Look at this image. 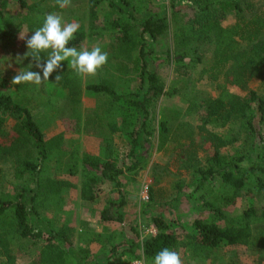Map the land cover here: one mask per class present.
<instances>
[{
  "label": "trees",
  "instance_id": "obj_1",
  "mask_svg": "<svg viewBox=\"0 0 264 264\" xmlns=\"http://www.w3.org/2000/svg\"><path fill=\"white\" fill-rule=\"evenodd\" d=\"M17 2L24 12L12 16L6 12L7 0H0V40H10L22 27L32 34L42 26L46 14L56 11H65L66 19L80 25L68 46L77 48L88 37L109 39L108 62L104 65L107 74L101 81L84 83L66 61L48 80L67 91L65 104L59 105L57 111L60 116L73 120L76 134H101L105 153L104 158L90 154L74 140L73 147H65L63 133L45 139L27 103L0 93V162H10L9 170L17 180L13 190L0 197V264H12L16 251L27 243L37 248L34 264H126L122 254H134L139 247L146 259L153 260L164 248L177 251V233L170 223L155 215L151 221L156 233L145 237L142 244L132 224L134 240L127 244L114 243L107 248L97 237L101 241L99 253L111 252L101 263L88 244L72 240L69 222L43 214L48 203L60 209L61 190L67 186L64 180L49 177L50 165L55 161L54 172L78 176L83 201L96 200L100 184H112L119 198L106 200L100 219L123 222L120 208L127 204L128 192L120 175L143 168L152 149L163 150L170 136L178 141L184 155L181 167L189 171L194 182L192 191L198 194L199 211L207 212L192 221V233L186 241L189 254L206 259L221 245L264 248V134L260 127L264 124V94L259 88L248 89L252 79L264 81V14L255 12L243 17V0H190L187 4L184 0H169L167 15L153 11L152 0H71L65 8H60L56 0ZM104 5L113 11L99 17ZM183 6L193 13L188 22L180 15ZM231 10L235 20L224 23ZM164 32L173 38V55L167 52L164 66L173 62L178 67L186 59L192 65L202 64L198 79L206 76L219 90L217 96L203 91L190 95L186 113L198 115L193 127L171 128L162 119L155 124L156 101L174 95L165 89L161 67H152L154 42ZM242 41L251 45L246 48ZM203 42L213 43L208 59L200 52L199 44ZM42 58H47V53ZM28 59L34 64L31 57ZM57 74L62 77L59 81L55 80ZM219 77H231L234 85L247 89V95L230 92L225 83L218 81ZM84 91L104 100L95 108L83 107L80 96ZM7 119L13 120L10 131L5 130ZM229 123L237 124L238 137L221 136L207 127ZM117 133L129 144V166L114 151ZM203 142L209 143L211 153L199 158ZM227 146L231 151L225 153L222 149ZM29 174L31 185L20 181ZM176 179L183 182V178ZM173 184V189L184 193L179 183ZM166 191L159 182L149 186L148 207L143 211L166 206L171 201ZM242 197L248 198V205L237 212L232 210Z\"/></svg>",
  "mask_w": 264,
  "mask_h": 264
},
{
  "label": "rangeland",
  "instance_id": "obj_2",
  "mask_svg": "<svg viewBox=\"0 0 264 264\" xmlns=\"http://www.w3.org/2000/svg\"><path fill=\"white\" fill-rule=\"evenodd\" d=\"M34 0H26L28 4ZM243 17H249L255 12H261L264 14V0H243ZM76 4V3H75ZM169 0H152L150 7L153 11L162 12L168 14ZM113 11L107 6H103L98 12V16L102 17L106 12ZM184 21L188 22L193 16L191 8L182 7L180 9ZM6 12L12 16L18 12H24L19 8L17 0H7ZM54 14L63 17L65 23L76 22L74 19H66L65 11H56ZM235 20V14L231 10L224 23H232ZM78 23V22H77ZM31 36L28 31L22 27L19 32L15 33L10 40H0V93L10 94L15 100L26 104L31 109L32 115L36 122L42 129L45 139H49L52 136L63 133L65 147H73V141L79 142L81 150H84L90 154L99 155L104 158L105 153V138L101 134L81 133L76 134L74 130V122L68 117H61L57 112L59 105L61 106L67 97V91L62 89L61 86L53 84L49 81H44L40 85L31 83L12 84L13 77L17 72H24L28 70L40 71L37 69L28 57H25V53L28 51L24 39L20 36ZM109 39L106 37H88L79 47L78 50L87 49L92 50L95 46H100L103 51L109 53ZM244 47L248 48L251 43L242 41ZM213 47L212 42H203L199 44L200 52L205 56V59L211 55ZM154 60L152 67L161 69L159 72L165 78L166 91H173L174 95L171 97H161L155 104V124L161 119L167 122V125L173 127H193L197 125L198 115L187 114V105L190 95L194 91H203L207 94L218 95L219 90L216 88V83L210 81L204 76L200 80L198 79L200 74V64H190L186 59L180 63L178 67H174L173 62L166 65V54L170 52L173 55V38L169 32H164L157 37L154 42ZM67 62V61H66ZM69 64V62H67ZM33 65V66H32ZM176 68V70H175ZM107 74L106 68L103 66L98 70L95 76L84 77V83H93L101 81ZM117 83L120 80H116ZM218 81L224 82L228 89L239 96H246L247 89H242L231 82V77L224 79L219 77ZM137 84V83H136ZM262 89L264 94V81L263 79L254 78L248 83V89ZM81 105L83 107L96 106L104 100L103 97L96 96L89 92H84L80 96ZM13 120L7 119L5 124V130L10 131L12 129ZM211 130H219V127L209 125L207 126ZM261 129L264 134V124ZM127 128V125H125ZM221 131V132H220ZM219 132L225 136H237L238 126L237 124H230L229 126L221 129ZM173 136L169 137L163 150L156 151L152 149V154L148 159L147 164L136 170L135 172H125L120 175V180L125 185L126 190L130 193L128 195V203L120 208L124 213L123 222L114 221H101L100 211L106 203V200L113 194L118 195L115 187L112 184H100L98 198L94 201H83L80 199L79 194V178L77 175H69L61 171H53L55 168V161L50 165L51 171L49 177H55L58 180H64L67 184L61 190V196L63 198L60 209L58 205L54 203L50 206L44 207V216L58 217L61 221L69 222L71 225L72 240L76 243L88 244L92 254L97 255V261L104 263L106 257L111 256V252L99 253L101 241H97V237L107 244V248L112 244H127L129 240H134L133 232L130 230V224L135 226V229L139 233L138 243L142 244L145 237L154 235L156 228L151 221L152 216H161L167 224L170 223L171 229H174L179 237V247L176 252L181 257L182 264H264V248L251 249L245 245H221L216 248L212 255L208 258L192 257L188 252L187 240L192 233L191 224L195 217L200 216L198 201V194L193 190L194 182H192L189 171L181 167V160L184 155L181 156V149L173 143ZM115 153L125 166H129L130 162L127 157L129 151V144L125 137L120 133L115 134L114 137ZM201 142V141H200ZM240 139L238 138L235 145H239ZM209 145L206 142L202 143V147H199L198 156L204 158L206 154H209L207 150H204V146ZM246 147L245 145H240ZM156 148V147H155ZM223 151L229 152L230 147H226ZM120 161V164L121 162ZM206 163V161H203ZM10 162H0V197L1 195L13 190V183L17 180L13 178V174L9 170ZM68 166L65 165V171H68ZM132 171V170H131ZM180 174V175H176ZM31 174L27 175L22 182L30 184L28 181L31 179ZM183 178V182H179L176 179ZM157 180V181H155ZM159 182V184L166 187L167 199L171 200L166 206H162L161 210H157L156 206L149 211L144 212L145 207H148V189L149 186ZM179 183L181 190L184 193H179L177 189H173L174 184ZM31 185V184H30ZM219 190V189H218ZM192 191V193H191ZM114 195V196H115ZM178 196V199H176ZM173 201V202H172ZM249 203L248 198L242 197L238 199L237 204L232 210L240 211ZM151 208V207H150ZM205 214L207 212H204ZM97 234H99L97 236ZM31 243H27L26 246L16 251L15 258L12 264H34L37 258L36 247ZM120 246L119 250H122ZM126 264L131 259H142L144 264H152L153 259H146L142 255L141 247L135 250L134 254L128 255L127 252L122 254L121 257Z\"/></svg>",
  "mask_w": 264,
  "mask_h": 264
},
{
  "label": "clouds",
  "instance_id": "obj_3",
  "mask_svg": "<svg viewBox=\"0 0 264 264\" xmlns=\"http://www.w3.org/2000/svg\"><path fill=\"white\" fill-rule=\"evenodd\" d=\"M184 2L187 4L190 0ZM56 3L60 8H65L71 5V0H56ZM79 27L77 22L65 23L60 15L46 14L42 26L32 32L31 36H20L28 49L25 57H31L34 66L40 71L17 72L11 83L40 85L50 80L54 72L62 69L61 62L64 61L69 62L71 69L81 78L95 76L108 62V53L100 46L93 47L91 51L68 46ZM43 53H47V58H42ZM61 78L60 74L55 75L56 81ZM152 264H182V261L178 252L164 248L155 255Z\"/></svg>",
  "mask_w": 264,
  "mask_h": 264
},
{
  "label": "crops",
  "instance_id": "obj_4",
  "mask_svg": "<svg viewBox=\"0 0 264 264\" xmlns=\"http://www.w3.org/2000/svg\"><path fill=\"white\" fill-rule=\"evenodd\" d=\"M161 35V34H160ZM188 60V59H187ZM200 65H202V64H200ZM201 68H202V66H201ZM201 70V69H200ZM84 80V79H83ZM221 82V81H220ZM93 83H95V82H93ZM221 83H224V82H221ZM226 85V84H225ZM226 87H227V85H226ZM228 88V87H227ZM229 90V89H228ZM230 92H232L231 90H229ZM85 92V91H84ZM83 92V93H84ZM233 93V92H232ZM235 94V93H234ZM213 95V94H212ZM213 96H217V95H213ZM161 98V97H160ZM159 100V99H158ZM89 108H95V105L94 106H91V107H89ZM227 126H229V124H226L225 126H223V127H219V130L218 131H216V130H213L214 132H216L217 134H220L221 136H225V135H223L222 133H220L221 131V129H223V128H225V127H227ZM220 131V132H219ZM236 137V136H235ZM185 142V140H183V139H180L179 140V142ZM168 142V141H167ZM177 140L175 139L174 140V138H173V143L175 144V146L177 147ZM208 142H206V144H207ZM227 147H230V146H227ZM226 147H224L223 149H222V151L225 149ZM204 150H207L208 151V153L210 154L211 153V147L209 146V145H205L204 146V148H203ZM230 150H231V147H230ZM230 152V151H229ZM225 153H227V152H225ZM120 179V178H119ZM121 181V180H120ZM122 182V181H121ZM128 192V191H127ZM118 194V193H117ZM115 194H113L112 196H109L110 198H113V199H118L119 198V195H115ZM128 195H130V193L128 192V194H127V203H128ZM157 210H159V208H156ZM161 210V209H160Z\"/></svg>",
  "mask_w": 264,
  "mask_h": 264
},
{
  "label": "built area",
  "instance_id": "obj_5",
  "mask_svg": "<svg viewBox=\"0 0 264 264\" xmlns=\"http://www.w3.org/2000/svg\"><path fill=\"white\" fill-rule=\"evenodd\" d=\"M128 264H144L143 260L142 259H138V258H134V259H131Z\"/></svg>",
  "mask_w": 264,
  "mask_h": 264
}]
</instances>
